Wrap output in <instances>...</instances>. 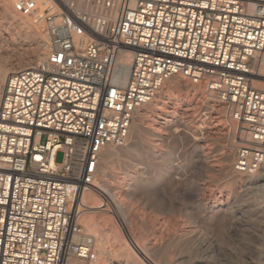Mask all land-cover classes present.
<instances>
[{
	"label": "built area",
	"instance_id": "1",
	"mask_svg": "<svg viewBox=\"0 0 264 264\" xmlns=\"http://www.w3.org/2000/svg\"><path fill=\"white\" fill-rule=\"evenodd\" d=\"M12 8L42 25L46 49L11 71L0 94V264L96 257L81 196L103 150L127 142L135 112L173 76L203 86L246 131L236 172L264 166V0H12Z\"/></svg>",
	"mask_w": 264,
	"mask_h": 264
},
{
	"label": "rangeland",
	"instance_id": "2",
	"mask_svg": "<svg viewBox=\"0 0 264 264\" xmlns=\"http://www.w3.org/2000/svg\"><path fill=\"white\" fill-rule=\"evenodd\" d=\"M10 17L19 21L23 16L15 13L11 0H7L6 9H0V81L6 78L9 68L29 66L42 57L38 49L28 64L16 63L33 44V39L27 37L32 34L42 37L43 27L39 24V29L29 32L9 27ZM200 87L178 76L169 78L155 97V104L141 107L134 114L125 143L134 153L108 164L106 168L99 167L101 154L95 175L97 185L104 187L117 202H127L129 209L119 210L117 204H111L102 193V196H85L81 202L85 208L95 205L108 207L111 211L103 210L107 213L103 216L104 221L114 219L112 211L117 208L125 217V223L118 220L124 239L133 247L136 246L134 243H141L139 245L144 246L154 264H263L264 184L262 181L257 185L246 184L243 174L232 168L235 148L229 162V173H226L222 156L239 143L238 131L226 119L222 107ZM197 92L204 99H198ZM45 138L42 135L41 142ZM111 147L119 151L117 147ZM149 148L152 151L166 150V157L155 156ZM61 157V152H58L56 160L60 161ZM233 172L239 175L234 178ZM127 174H140L150 178L151 183L125 191L121 181L127 179ZM112 185L117 189H112ZM91 217L95 219L98 215L95 213ZM80 224L85 228L83 220ZM106 225L109 229L114 228ZM136 236L141 237L140 241ZM93 247L95 256L102 255L104 264L117 263L118 260L123 264H135L119 255L109 238L102 245ZM104 248L113 260L105 255ZM139 257L144 264H151Z\"/></svg>",
	"mask_w": 264,
	"mask_h": 264
},
{
	"label": "bare ground",
	"instance_id": "3",
	"mask_svg": "<svg viewBox=\"0 0 264 264\" xmlns=\"http://www.w3.org/2000/svg\"><path fill=\"white\" fill-rule=\"evenodd\" d=\"M10 3V2H9ZM11 6H12V0H11ZM7 7V0H0V9L1 11L5 10ZM13 9V8H12ZM14 11V10H13ZM5 16V15H4ZM14 16V15H13ZM7 17V16H6ZM22 17V16H21ZM11 18V17H10ZM12 19V18H11ZM10 21V19H8ZM8 22V21H7ZM9 27H18L20 29H25L26 32H29L31 30H34V29H39V22H36L32 17H29V16H23L21 18V20L17 21L15 19H12L9 23ZM17 29V28H16ZM23 31V30H21ZM25 32V31H24ZM25 32V33H26ZM23 34V33H22ZM28 34V33H27ZM23 37V36H21ZM27 38H31L33 39V44H31L30 46V51L27 52L26 55H23L20 57V59L16 62L17 64L19 63H27L31 60H33V58H35V55H36V52L38 49L41 50V53H42V57L40 59H38L37 61L39 60H42L45 56V46H44V41H45V38H46V35H45V32L43 30L42 32V37L39 38V36L35 37L34 34H32V36H29ZM22 39V38H21ZM27 43V42H26ZM12 44V43H11ZM16 45V44H15ZM25 45V44H24ZM27 47V46H26ZM29 47V45H28ZM13 48V47H12ZM40 52V51H39ZM38 54V53H37ZM40 56V55H39ZM130 60V58H127V61ZM15 62V61H14ZM21 65V64H20ZM25 65V64H24ZM257 68H258V71L260 72V74L262 76H264V53L260 59V61L257 63ZM8 70H10L7 75L13 71V70H17V68L15 67H11L9 68ZM4 72V71H3ZM6 72V71H5ZM6 74V73H5ZM6 75V77H7ZM127 75V69H125L122 74H121V78H125ZM2 76V75H1ZM173 77H177V76H173ZM179 77V76H178ZM181 77H179L180 79ZM6 79V78H5ZM5 79H3L2 81H0V89L3 88V83L5 82ZM175 83V82H174ZM164 85V84H163ZM175 85V84H174ZM187 85V84H185ZM194 85H198V84H194ZM199 87L201 85H198ZM257 86H262L261 84H257ZM163 87V86H162ZM190 87V85H189ZM202 89H204V91L207 93V91L205 90V88L203 86H201ZM200 87V88H201ZM193 88V87H192ZM162 90V89H161ZM188 90V89H187ZM201 92V91H200ZM200 92H197L196 93V96L197 98L199 99H204L203 96L201 95ZM160 93V91H159ZM159 93L157 94V96L159 95ZM164 95V94H163ZM208 96H210L212 99H213V96L210 95L209 93H207ZM166 96V95H164ZM166 99H168L167 97H165ZM155 99V98H154ZM154 99L148 101L147 103L143 104L141 107H144L146 105H150L151 106V103H153V101H155ZM163 103L164 100H160ZM155 104V103H153ZM155 106V105H154ZM140 107V108H141ZM140 108L136 111L138 112L140 110ZM220 109V108H219ZM144 111V110H143ZM159 111V110H158ZM168 111V110H167ZM135 112V113H136ZM172 113V112H170ZM140 114V113H139ZM142 114V113H141ZM146 114V113H145ZM144 115V114H143ZM149 115V114H148ZM137 116V115H136ZM141 116V115H140ZM138 117V116H137ZM144 117V116H142ZM170 117V115H169ZM139 118V117H138ZM145 118V117H144ZM137 120V119H136ZM166 120V118H165ZM168 120V119H167ZM174 120V119H173ZM230 123L234 124L235 125V128L237 129L236 127V124L233 122V121H229ZM138 123V121H137ZM141 124V123H140ZM142 125V124H141ZM134 128V126H133ZM213 129V128H212ZM134 130V129H133ZM137 130V129H136ZM238 131V137H239V140L240 141H244L248 138V135L246 133V131L244 129H241V130H236ZM213 132V131H212ZM215 132V131H214ZM140 135V134H139ZM174 135V134H173ZM175 136V135H174ZM142 137V136H141ZM139 138V137H137ZM144 138V137H143ZM167 138V137H166ZM175 138V137H174ZM178 138V137H177ZM146 140V139H145ZM142 143V142H141ZM144 144V142H143ZM148 144V143H146ZM153 145V144H151ZM147 146V145H146ZM115 147V146H114ZM156 147V146H155ZM144 148H146L148 150L147 147L144 146ZM234 148H235V153H236V148H237V143H235V145L233 146V148H229L227 153L224 154L222 156V158L225 160V163H226V166H225V171L226 173H229V162L231 161V158H232V155H233V151H234ZM118 150L114 149L113 147H111V145L107 146L104 150H103V155L101 157V161H100V166L101 168H106L108 166V164H111V163H115V162H118L120 159L122 160L124 157H127L129 154H132L134 153L133 150H130L128 149L125 144L123 146H119V148L117 147ZM121 149V150H120ZM150 152H152L155 156L157 155L158 157H161L162 159H164V157H166V150H156V151H152L151 148H149ZM155 150V149H154ZM146 156V155H145ZM146 158V157H145ZM127 161V159H125ZM149 161V160H148ZM233 161V160H232ZM111 170V169H110ZM97 171H98V168H97ZM96 171V173H97ZM95 173V175H96ZM162 173V172H160ZM239 173V172H237ZM235 172H233L234 174V178H235V175H239ZM233 174H231L233 176ZM243 174V177H244V181L246 182V184H249V185H257L258 182H263L264 184V166L261 167V169L255 173V174H244V173H241ZM128 175V174H127ZM161 175V174H160ZM254 175V176H253ZM101 178V177H100ZM150 178H147V177H142L140 176V174H132V175H128L127 179L125 180L124 178L122 179V183H124V186H123V189L125 191H128V190H134V189H138V188H141L143 187L144 185H148L151 183V180H149ZM233 179V178H231ZM102 180V179H101ZM106 180V179H105ZM104 180V181H105ZM237 180V179H236ZM116 181V179H115ZM153 181V180H152ZM103 182V181H101ZM107 182V181H106ZM154 182V181H153ZM110 187H113L112 189H117V186L116 185H112ZM100 188V189H99ZM102 188V189H101ZM122 190V189H121ZM121 192V191H120ZM123 192V191H122ZM101 193L106 196V199L112 204V203H115L117 204V208H119V210H125L127 209L129 206L127 204V202H122V203H119L117 202L118 200H116V198L110 194L104 187H101L100 185H97V182H96V179L94 178V187L92 189H89V190H86L83 192L82 196H81V200L82 198H84L85 196H95V195H99V196H102ZM119 193V192H118ZM126 193V192H124ZM133 193V192H132ZM116 195V194H115ZM98 196V197H99ZM119 196V195H118ZM88 198V197H87ZM118 199V198H117ZM91 201V200H89ZM91 203V202H90ZM95 203V202H94ZM107 203V202H106ZM95 205V204H94ZM100 206V205H99ZM107 206V204H106ZM85 208V207H84ZM84 208H82V211H81V214H80V217L81 219L80 220H83V223L86 225L85 228H84V231H85V234L86 235H89L92 237V241H93V244L92 245H96V244H99V245H102L103 244V241L106 242V239H111V241L113 242V245L115 246V250H117V252L119 253V255L121 254L122 256L124 257H127L129 259H131L132 261L135 262V264H144V262L141 261V258L139 257L142 256V258H144L146 261H148V263L150 262L151 264H154L151 262L150 258L147 256L146 254V249L144 248L143 245H139L141 243H134L136 246H132L131 243L128 244L126 242V240L124 239L125 237V234L123 232V230L121 231V227L119 228V222L118 220L121 221V223H125V220L124 218L121 216L120 212H118L117 208L116 209H113V217L114 219H111L109 221H104L103 219V216H106L107 213H105V209H108L107 212H110L111 210L108 208V207H104V208H100V207H97L96 205L95 206H89L88 208L86 207L85 208V211L83 210ZM130 208V207H129ZM128 208V209H129ZM104 210V211H103ZM97 213L98 217L93 219L91 216L92 214H95ZM129 213V212H127ZM123 215V214H122ZM101 216H102V220H101ZM124 216V215H123ZM112 218V216H111ZM106 219V218H105ZM109 219V217H108ZM107 220V219H106ZM106 224H109L110 226L114 227L113 229H109L108 226ZM176 226V225H174ZM183 227V226H182ZM185 228V226H184ZM185 230V229H183ZM188 230V229H187ZM143 231V230H142ZM141 232V231H140ZM187 232V231H186ZM142 233V232H141ZM144 233V231H143ZM179 233V232H178ZM177 234V233H176ZM144 235V234H143ZM140 236V235H139ZM176 236V235H175ZM126 238V237H125ZM137 238V236L135 237ZM141 238V237H140ZM140 238H137L138 240ZM136 239V240H137ZM142 239H145V238H142ZM177 239V238H176ZM130 241V240H129ZM133 241V240H132ZM140 241V240H139ZM136 242V241H134ZM152 242V241H151ZM196 242V241H195ZM200 244V243H199ZM202 246V245H200ZM111 248V247H110ZM105 249V248H104ZM149 249V248H148ZM99 250V249H98ZM109 251V250H108ZM111 251V249H110ZM98 252V251H97ZM115 252V251H114ZM100 253V252H99ZM98 253V255H99ZM104 253L105 255H108V252H107V248L104 250ZM101 254V253H100ZM103 254V253H102ZM113 254V253H112ZM116 254V253H115ZM111 255V254H110ZM107 256V257H108ZM106 257V258H107ZM110 257V260H113L111 259L112 257ZM108 257V258H109ZM114 257V255H113ZM105 258V257H104ZM125 259V258H124ZM127 260V259H126ZM120 260H116L117 263H113L112 264H123L121 262H119ZM105 261L103 262L102 260V255H99L97 257H95L94 259H82V258H71L69 261H68V264H104ZM127 264V263H126ZM264 264V263H263Z\"/></svg>",
	"mask_w": 264,
	"mask_h": 264
}]
</instances>
